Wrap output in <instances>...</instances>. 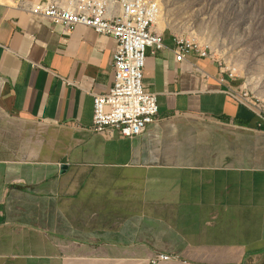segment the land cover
Here are the masks:
<instances>
[{
  "label": "crops",
  "instance_id": "obj_1",
  "mask_svg": "<svg viewBox=\"0 0 264 264\" xmlns=\"http://www.w3.org/2000/svg\"><path fill=\"white\" fill-rule=\"evenodd\" d=\"M160 33L144 71L158 120L97 134L116 40L0 0V264H264V104Z\"/></svg>",
  "mask_w": 264,
  "mask_h": 264
},
{
  "label": "built area",
  "instance_id": "obj_2",
  "mask_svg": "<svg viewBox=\"0 0 264 264\" xmlns=\"http://www.w3.org/2000/svg\"><path fill=\"white\" fill-rule=\"evenodd\" d=\"M24 3L31 13L42 15L53 29L61 26L65 33H70L78 26H84L116 40L114 85L108 94H93L94 133L116 132L133 139L158 120V96L144 88L148 49L157 54L165 48L163 34L155 28L160 13L157 0H24ZM174 39L178 62L191 54L216 61L211 52L196 42ZM218 65L222 74L236 79L234 71L227 72ZM233 94L248 107L258 108L248 92ZM173 259L176 258L158 254L152 264Z\"/></svg>",
  "mask_w": 264,
  "mask_h": 264
},
{
  "label": "rangeland",
  "instance_id": "obj_3",
  "mask_svg": "<svg viewBox=\"0 0 264 264\" xmlns=\"http://www.w3.org/2000/svg\"><path fill=\"white\" fill-rule=\"evenodd\" d=\"M37 1V0H36ZM158 32L192 40L264 104V0H157Z\"/></svg>",
  "mask_w": 264,
  "mask_h": 264
}]
</instances>
